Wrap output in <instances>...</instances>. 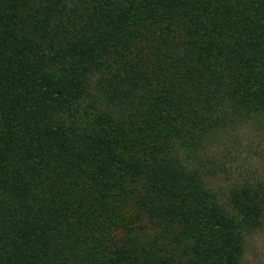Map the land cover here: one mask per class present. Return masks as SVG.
Returning a JSON list of instances; mask_svg holds the SVG:
<instances>
[{"label": "trees", "instance_id": "trees-1", "mask_svg": "<svg viewBox=\"0 0 264 264\" xmlns=\"http://www.w3.org/2000/svg\"><path fill=\"white\" fill-rule=\"evenodd\" d=\"M251 123L264 0H0V264H243L264 181L207 163Z\"/></svg>", "mask_w": 264, "mask_h": 264}, {"label": "rangeland", "instance_id": "rangeland-1", "mask_svg": "<svg viewBox=\"0 0 264 264\" xmlns=\"http://www.w3.org/2000/svg\"><path fill=\"white\" fill-rule=\"evenodd\" d=\"M209 155L205 163L216 170L217 188L226 189L244 177L264 181V124L251 123L227 132L212 144ZM243 264H264V225L248 238Z\"/></svg>", "mask_w": 264, "mask_h": 264}]
</instances>
